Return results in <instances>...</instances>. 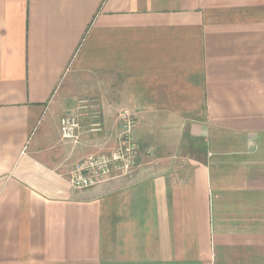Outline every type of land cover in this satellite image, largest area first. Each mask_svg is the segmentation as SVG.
I'll return each instance as SVG.
<instances>
[{
    "label": "crops",
    "instance_id": "0c3cea01",
    "mask_svg": "<svg viewBox=\"0 0 264 264\" xmlns=\"http://www.w3.org/2000/svg\"><path fill=\"white\" fill-rule=\"evenodd\" d=\"M0 264H264V0H0Z\"/></svg>",
    "mask_w": 264,
    "mask_h": 264
},
{
    "label": "built area",
    "instance_id": "2783aa9c",
    "mask_svg": "<svg viewBox=\"0 0 264 264\" xmlns=\"http://www.w3.org/2000/svg\"><path fill=\"white\" fill-rule=\"evenodd\" d=\"M120 145L109 153L91 154L78 162L71 172L70 184L77 189L88 188L126 176L138 162L139 146L134 133L137 119L131 109L124 107L118 114ZM99 122L90 131H100ZM80 122L77 115L67 114L61 120V132L65 139L78 142Z\"/></svg>",
    "mask_w": 264,
    "mask_h": 264
}]
</instances>
